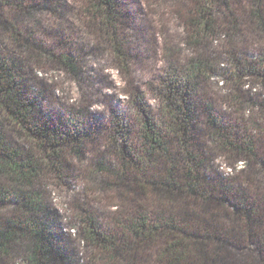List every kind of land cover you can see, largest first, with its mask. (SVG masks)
Returning <instances> with one entry per match:
<instances>
[{"label":"trees","instance_id":"trees-1","mask_svg":"<svg viewBox=\"0 0 264 264\" xmlns=\"http://www.w3.org/2000/svg\"><path fill=\"white\" fill-rule=\"evenodd\" d=\"M190 2L183 25L193 54L183 65L168 61L161 81L152 84L157 109L134 92L129 114L114 109L101 124L89 107L51 116L46 112V91L35 88L28 63L1 41L6 37L18 51L35 54L34 59L44 54L43 43L24 36L6 14L15 11L11 16L17 20L31 16L34 7L26 0H0V206L17 204L11 218H0V264H10L20 241L30 245L26 264H227L225 249L238 244H254L264 255V190L251 187L248 178L209 176L207 155L196 140L205 123L219 149L231 155L224 154L229 168L262 160L264 123L253 119L248 124L244 116L251 119L264 105L242 100L230 86L225 104L236 119L225 122L206 90L224 60L233 85L243 89L261 82L264 88V52L248 60L236 52L234 41L242 38L244 47L251 32H264V0ZM76 3L82 30L92 43L112 50L115 69L126 75L136 56L126 35L124 1ZM37 4L53 11L52 0ZM222 41L230 49L219 59L211 47ZM47 55L75 78L81 76L83 62L74 52ZM8 126L23 135L24 144L13 145ZM46 179L58 187L79 182L85 190L69 209L87 263L69 246L56 211L38 190ZM100 203L113 209L111 217L96 210Z\"/></svg>","mask_w":264,"mask_h":264},{"label":"rangeland","instance_id":"rangeland-1","mask_svg":"<svg viewBox=\"0 0 264 264\" xmlns=\"http://www.w3.org/2000/svg\"><path fill=\"white\" fill-rule=\"evenodd\" d=\"M40 1L26 0L29 6L34 7L31 16H19L16 20L11 16L15 11L8 10L6 14L10 15L11 21L20 28L24 36L34 35L35 38L31 39H37L43 43L44 54H38L37 59H34L35 54L18 51L6 37L1 41L13 55L16 52L28 63V76L32 80L37 79L34 81L35 88H41L47 93L45 97L47 99L43 101V105L50 116L65 113L72 107L76 109L89 107L96 122L106 123L114 109L124 114L130 113V94L134 92L143 95L145 102L155 111L158 105L151 90L152 84L161 81L168 61L183 65L192 57L193 50L186 47L184 41L187 36L183 25V16L191 7L190 0H123L128 13L126 35L131 42L130 48H135L133 55L136 56V60L132 61L127 68L129 72L126 75H122L115 69L112 50L101 43L95 45L82 30L81 15L76 0H52L53 11L37 8V3ZM251 34L250 44L244 47L240 41L243 40L242 38L234 40L238 50L236 52L245 54L244 57L248 60H254L258 56L257 53L264 52V32L258 34L251 32ZM229 49L230 47L224 41L214 42L211 47L212 53L216 56L221 55L219 59H224L223 53ZM54 50L72 51L80 57L83 66L79 78L69 74L65 68H60L52 57H48L47 54ZM37 66L42 67L43 71H35ZM229 67V62L224 60V63H221V71L212 79L211 86L206 90V93L215 100V106L222 121L225 122L236 119L229 106L225 104L230 86H235L233 94L240 96L242 100L251 98L255 103L264 105L262 83L258 82L255 86L248 85L239 89L241 84L233 85L226 77L227 73L224 71ZM31 68L34 70L32 71ZM253 119L262 125L264 108L261 107L251 119L244 116L248 124H251ZM199 127L196 140L201 150L207 155L209 176L219 179L222 175L233 181L248 178L252 180L251 187L258 186L264 190V148L261 150L263 156L260 162L242 161L233 170L228 166L227 156L231 158V155L219 149L205 123ZM6 130L13 145L25 143L23 135L16 129L8 126ZM86 169L88 170V167ZM38 190L45 196L50 209L56 211L57 224L62 233L67 234L69 246L75 253L80 254L81 262L87 263L88 252L81 240L79 229L72 225L73 215L69 209L78 198L80 200L84 198L85 190L82 184L78 182L58 187L56 183L46 179L42 183L39 182ZM16 206V203L0 206V218H11ZM228 208L230 211L234 210L231 206ZM96 210L108 218L113 211V209H107L102 203L97 205ZM29 246L26 241L16 243L13 246L10 264H26L25 254ZM225 250L227 264H264V255L254 244L245 248H241L238 244L235 249L226 248Z\"/></svg>","mask_w":264,"mask_h":264}]
</instances>
